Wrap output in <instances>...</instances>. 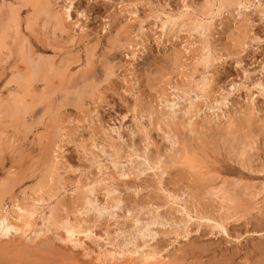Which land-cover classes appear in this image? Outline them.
Returning a JSON list of instances; mask_svg holds the SVG:
<instances>
[{
  "label": "rangeland",
  "instance_id": "obj_1",
  "mask_svg": "<svg viewBox=\"0 0 264 264\" xmlns=\"http://www.w3.org/2000/svg\"><path fill=\"white\" fill-rule=\"evenodd\" d=\"M0 40V186H12L2 207L53 209L79 234L12 235L0 256L264 264V0H0ZM208 76L194 126L173 118L166 106L183 109ZM127 246L134 257H107Z\"/></svg>",
  "mask_w": 264,
  "mask_h": 264
},
{
  "label": "bare ground",
  "instance_id": "obj_2",
  "mask_svg": "<svg viewBox=\"0 0 264 264\" xmlns=\"http://www.w3.org/2000/svg\"><path fill=\"white\" fill-rule=\"evenodd\" d=\"M255 0H253V2H254ZM261 2V1H260ZM260 5V4H259ZM221 7H222V5H220ZM68 8H70L69 10H71L72 11V9H71V7H68ZM220 9V8H219ZM39 10V9H38ZM68 12V11H67ZM69 13L70 12H68V15H69ZM161 17V16H160ZM157 18H158V16H157ZM156 20H158V19H156ZM168 22H170V21H168ZM167 23V22H166ZM166 23L164 22L163 24H162V26H164V25H166ZM157 25V24H156ZM171 25V24H170ZM206 26H207V24H205ZM198 26V25H197ZM164 28V27H163ZM162 28V29H163ZM200 29V28H199ZM8 35V34H7ZM3 40H0V45L2 44H4V42H2ZM210 57V56H209ZM207 60V59H206ZM212 60V59H211ZM207 64H210V63H207ZM41 65V64H40ZM205 65V64H204ZM43 71V70H42ZM46 72V71H45ZM42 76V75H41ZM209 77V79H206L203 83H199V85L197 86V90L199 91V92H197V94H196V96L194 97V98H192V97H189L188 98V100H187V106L185 105V107H183V109H181L182 108V105L181 104H177V102H173V103H171L170 102V104L168 105V106H166V108L167 107H169V109H170V112L169 113H171V115L173 116V118H177L176 116L178 115V113L179 112H181V114H183V117L185 118H183L184 120H185V122H187V125L188 126H194L193 125V122L197 119V117H199V115H200V113H201V109L199 108V104H200V100L202 99V101H210L212 98L210 97V94L214 91H212L211 92V85H212V79L210 78V77H212V76H208ZM32 78V77H31ZM30 81H31V79L30 78H25L22 82V84L24 85H26V87H27V85L30 83ZM214 81V80H213ZM213 89V88H212ZM29 92V91H28ZM193 92V91H192ZM30 93V92H29ZM186 94V93H185ZM188 95V94H187ZM183 97V96H182ZM181 97V98H182ZM183 99V98H182ZM186 99H184V101H185ZM217 100V99H216ZM175 101V100H174ZM168 102V101H167ZM224 102H225V100H224ZM211 103H212V105H214L213 104V100L211 101ZM217 104H216V106L214 107V106H212L211 107V110H213V109H215L216 110V113H217V119H219V118H221V116L218 114L219 112H221V111H223L224 110V108L222 107V102H219L218 103V100H217V102H216ZM14 104H15V106H19V100H17V101H14ZM218 104L219 105H221V107H218ZM22 106V105H21ZM178 106H179V108H178ZM180 106H181V108H180ZM20 107V106H19ZM168 109V110H169ZM11 112H12V115H16L17 114V112H18V109L16 110V108L15 109H13V110H10ZM168 112V111H167ZM168 113V114H169ZM215 113V114H216ZM208 114V113H207ZM225 114H227L226 113V111H225ZM170 115V114H169ZM182 116V115H181ZM201 116H202V114H201ZM16 117V116H15ZM209 117L211 118V114L209 115ZM226 117V116H225ZM229 118V117H228ZM178 119V118H177ZM182 119V121H184ZM213 119H215V118H213ZM211 120H212V118H211ZM230 120V119H229ZM220 121V120H219ZM17 122V121H16ZM212 122H213V120H212ZM216 122V121H215ZM218 122V121H217ZM195 123V122H194ZM183 124H184V122H183ZM185 126H186V124H185ZM230 127V126H229ZM189 127H187V129H188ZM169 134V133H168ZM166 135H167V133H166ZM172 135V134H171ZM170 135V136H171ZM173 136V135H172ZM172 136H171V138H172ZM167 139H168V137H167ZM170 139V138H169ZM168 139V140H169ZM174 139H176V136H175V138ZM174 139H171V142H172V140H174ZM176 141V140H175ZM175 141H173V143L175 142ZM178 141V140H177ZM176 143V142H175ZM246 150V149H245ZM248 151H244V153L243 154H246V155H248ZM138 154V153H137ZM250 154V153H249ZM110 155V154H109ZM116 155V154H115ZM118 155H120L119 153H118ZM143 155V154H142ZM144 156V155H143ZM117 157V156H116ZM111 158H113V157H111ZM144 160V159H143ZM145 161H147L146 163L149 165V166H151L152 164L150 163V158H149V160L148 159H145ZM113 162H115V161H113ZM117 164V163H116ZM136 164H137V162H136ZM155 165H157V164H155ZM153 166L152 165V167H156V168H158L157 166ZM158 165H159V163H158ZM161 165V164H160ZM145 166H146V164H145ZM101 167V166H100ZM117 167V166H116ZM162 167V166H161ZM123 169V168H122ZM148 169V168H147ZM159 170H156L157 172L158 171H160V168H158ZM50 170V169H49ZM118 170H119V167H118ZM124 170H126V168L124 167V169H123V171ZM144 170V169H143ZM154 170V169H153ZM155 171V172H156ZM52 172V171H51ZM50 172V173H51ZM120 172V171H119ZM121 172H122V170H121ZM129 172V171H128ZM124 173V172H123ZM143 173V172H142ZM161 173V172H160ZM166 173V172H165ZM52 174V173H51ZM162 175H164V173H161ZM160 174V175H161ZM122 175V174H121ZM124 175H126V171H125V174ZM127 175H130V174H128L127 173ZM13 176V175H12ZM48 176H50V175H48ZM161 178V177H160ZM49 179V178H48ZM45 181V180H44ZM19 182H21V181H19ZM13 183V182H12ZM44 182H41L40 183V186L38 187V190H40V189H42L43 187H44ZM97 185V184H96ZM95 184L94 185H92V186H96ZM89 186H91V184L89 185ZM11 184H9V183H2L1 184V186H0V241L4 238V239H7L6 237H9V238H11V236L12 235H16V234H21L22 236H25V237H28L29 235H31V234H33L34 235V237L35 238H37V239H39V237L40 238H42V236L43 235H45V234H47L48 232H50V231H52V230H54V229H56V231H57V229H63L62 231H64L65 230V232H66V234H67V236L66 237H70L71 238V236H73V238H74V236L77 234L76 233V229H75V227H73V226H71L70 227V225H68V228L67 227H65V224L64 225H62L61 223V225L59 224V221L57 220V218H56V214H55V212L54 211H50L49 212V214H46V213H44V214H42V212H43V207L42 208H40V209H32V210H30V211H26V210H24V209H22V208H19V210L17 211V213L16 214H14V213H12V212H8V211H4V209H3V207H2V204L4 203L3 201H4V198L6 197V195L9 193V191H10V189H11ZM86 187V186H85ZM88 188V187H87ZM91 187H89V189H90ZM95 190H96V188H92L89 192L90 193H92V194H94L95 193ZM86 191H87V189H86ZM110 191V190H109ZM88 193V192H87ZM111 193H109V195H110ZM88 195V194H87ZM96 195H97V192H96ZM92 196V195H91ZM98 196V195H97ZM97 196L96 197H94V198H97ZM168 196V195H167ZM90 197V195H88V197L87 198H89ZM99 197V196H98ZM169 198H170V196H169ZM171 199L176 203V204H180V203H182L183 201H182V199H181V197H179V196H176V195H171ZM172 201V202H173ZM38 202V204H43L45 201L43 200V199H40V200H38L37 201ZM116 202V201H115ZM117 203H118V201H117ZM37 204V205H38ZM102 204V203H101ZM173 204V203H172ZM86 205L88 206V207H93V209H95V206H97V202H95V201H92L91 200V198H89L88 199V201H87V203H86ZM99 206V205H98ZM101 206V205H100ZM177 206V205H176ZM182 209H183V211L185 212V214L187 215V217L189 218V220L190 221H192V220H194V218L192 217V214L190 213V211L187 209V207H186V203L184 202V204L182 205H179ZM179 206H178V208H179ZM34 207V206H33ZM114 207V206H113ZM116 207V206H115ZM119 207V206H118ZM111 208V207H110ZM109 208V209H110ZM97 209V208H96ZM114 209V208H113ZM89 210V209H88ZM91 211H92V209H90ZM100 209H98L97 211H99ZM103 210H104V208H103ZM107 210V207L105 208V211H104V213L105 212H107L106 211ZM93 211H95V210H93ZM100 211H102V210H100ZM100 211H99V213H100ZM178 211V210H177ZM192 212V211H191ZM41 213V214H40ZM102 213V212H101ZM113 213V212H112ZM111 213V214H112ZM152 213V212H151ZM157 213V212H156ZM155 213V214H156ZM182 213V212H181ZM38 214H40L41 216H39ZM154 214V213H153ZM197 214V213H196ZM149 215V214H148ZM36 216H39L38 218H39V220H41V226H35L34 225V221L35 222H37L36 221ZM150 216V215H149ZM156 216V215H155ZM199 216V215H198ZM150 217H152V215L150 216ZM157 217V216H156ZM201 219V218H200ZM159 220H161V219H159ZM165 220V219H164ZM140 221H142V220H140ZM137 221L135 220V223H136ZM167 222V221H166ZM199 222V221H198ZM20 223H22L21 225H20ZM158 223V222H157ZM161 223H162V221H161ZM167 223H169V221L167 222ZM36 224V223H35ZM39 224V223H38ZM137 224V223H136ZM154 224H156V223H154ZM216 224V225H215ZM215 226H217L216 228H220L221 229V231H223V232H225V233H227V228L225 227V225L224 224H222V223H218V222H215ZM150 225V224H149ZM161 225V224H160ZM168 225V224H167ZM67 226V225H66ZM151 226V225H150ZM156 226V225H155ZM164 226V225H163ZM165 226H166V224H165ZM214 226V227H215ZM146 227V226H145ZM152 227V226H151ZM213 227V228H214ZM215 228V229H216ZM146 229V228H145ZM59 230H58V232H59ZM148 229H146L142 234L143 235H145V232H147L148 233ZM54 232V231H53ZM52 232V233H53ZM81 232V231H80ZM151 232V231H150ZM146 233V234H147ZM65 234V235H66ZM75 234V235H74ZM138 234V233H137ZM77 235H79V234H77ZM140 235V234H139ZM157 235V234H156ZM46 236V235H45ZM130 236H132V235H130ZM129 236V237H130ZM141 236V235H140ZM146 236V235H145ZM144 237V236H143ZM153 238H154V236H152ZM156 237V236H155ZM24 238V237H23ZM30 238V237H29ZM131 238V237H130ZM137 238H139V237H137ZM141 238H142V236H141ZM145 238V237H144ZM64 239H66V238H64ZM77 239V238H76ZM79 239V238H78ZM133 239H135V237L133 238ZM35 240V239H34ZM32 240H30V242H31ZM66 242H71V240H69V241H67V240H65ZM74 241V240H73ZM72 241V242H73ZM79 241V240H78ZM70 243V244H73V243ZM76 242V241H75ZM78 243V242H77ZM128 243V245H129V242H127ZM79 244V243H78ZM74 245H76V244H74ZM134 244H132V246H133ZM137 246V245H136ZM125 247H126V245H125ZM134 247H135V245H134ZM123 250V249H122ZM128 250V246H127V249H125L124 251H121L120 253H118V252H116V253H112V251L111 252H109V254H108V258L110 257V259H115L116 260V258H119V259H121V258H124L125 256H128L129 258H132V257H134L135 256V251H134V253L133 252H131V251H127ZM125 251H127L128 253H126ZM10 252V251H9ZM123 252V253H122ZM140 252V251H139ZM140 253H142V254H140L139 255V253L137 254L138 255V259L140 260V261H142V263L143 264H163L164 262H165V259L166 258H164L163 256H161V255H159V254H152L151 252H146V253H148V254H146V253H143V252H140ZM151 253V254H150ZM155 253V252H154ZM25 254V253H24ZM102 255H103V253H102ZM18 256V255H17ZM98 256V255H97ZM100 256V255H99ZM5 257H7V255H5ZM27 257V256H26ZM29 257V256H28ZM102 257V256H101ZM100 257V258H101ZM12 258V257H11ZM98 258V257H97ZM104 258H105V256H104ZM107 258V259H108ZM9 260V259H8ZM6 258H4V257H2V255L0 256V264H11V263H9V261H8ZM39 260V259H38ZM98 260H99V258H98ZM101 260H102V258H101ZM13 261V260H12ZM11 261V262H12ZM23 261V260H22ZM117 261V260H116ZM16 262V261H15ZM24 262V261H23ZM39 263V262H38ZM53 264V263H52Z\"/></svg>",
  "mask_w": 264,
  "mask_h": 264
}]
</instances>
